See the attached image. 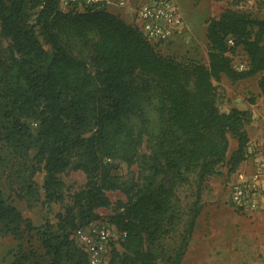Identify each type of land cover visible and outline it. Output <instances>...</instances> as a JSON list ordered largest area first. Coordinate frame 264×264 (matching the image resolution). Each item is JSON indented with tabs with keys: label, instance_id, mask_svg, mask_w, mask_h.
I'll return each mask as SVG.
<instances>
[{
	"label": "trees",
	"instance_id": "trees-1",
	"mask_svg": "<svg viewBox=\"0 0 264 264\" xmlns=\"http://www.w3.org/2000/svg\"><path fill=\"white\" fill-rule=\"evenodd\" d=\"M207 37L209 63L182 62L98 3L80 10L63 9L61 0H0V236L36 227L2 187L1 170L21 158L26 165L11 173L20 197L39 193L34 176L41 166L49 202L64 201L61 174L68 168L88 177L56 228L41 232L44 264H92L73 233L113 204L109 190L127 200L119 199L110 217L124 233V251L114 250L105 264L118 257L119 264H158L159 247L177 232L180 242L167 260L181 264L203 209V183L220 163L233 173L248 157L250 112L220 110L215 80L264 71V15L227 7L210 18ZM239 46L250 59L245 69L230 54ZM231 138L237 147L230 153ZM145 144L141 176L113 174L108 158L131 165ZM191 174L198 191L186 209L177 188Z\"/></svg>",
	"mask_w": 264,
	"mask_h": 264
},
{
	"label": "rangeland",
	"instance_id": "rangeland-1",
	"mask_svg": "<svg viewBox=\"0 0 264 264\" xmlns=\"http://www.w3.org/2000/svg\"><path fill=\"white\" fill-rule=\"evenodd\" d=\"M147 0H101L99 6L109 8L112 3L131 6L133 15L130 22L136 24V10L140 3ZM179 8L184 28L174 38L159 45L160 50L175 56L182 62L209 63L207 29L209 20L218 16L227 7L251 12L255 16L264 15V0H174ZM122 2H125L122 4ZM70 8L80 9L74 4ZM121 13H119L120 15ZM233 64L241 69L250 66V59L244 48L239 46L230 52ZM217 85V104L222 111H229L236 104L250 112V120L245 128L250 137L249 145L264 142V71L239 81H232L223 76L215 80ZM4 141H0V147ZM237 147V140L231 138L230 153ZM148 152L146 144L141 146L135 155V162L128 164L120 159L108 158L113 174L119 179L139 177L146 171L144 154ZM34 152L28 157L32 163ZM25 160L19 158L14 166L8 164L1 170L2 187L5 195L13 201L23 214L31 218L35 229H26L22 236L7 234L0 236V264H44L48 260L46 249L42 245L41 232L47 228H56L59 214L65 212L72 203L73 194L87 183V174L81 169L68 168L61 174L65 185L62 192L64 201L49 202L45 197V175L43 166L34 176L39 193L33 196L20 197L11 181L17 178L15 170L20 169ZM25 167V166H24ZM254 160L248 156L237 171L231 173L227 162L220 163L215 174L210 175L203 183L201 194L203 209L198 217L196 227L181 264H264V209L257 212H244L236 208L230 200L231 184L238 179V173L251 174L255 170ZM12 175V177L10 176ZM14 178V179H13ZM15 186L17 185L14 183ZM182 205L188 209L196 199L198 180L191 174L190 180L177 188ZM113 200L109 207L98 211L101 223H106L111 230V244L106 257L108 263L114 250L121 256L124 249L121 245L123 231L112 223L110 217L119 210L118 200H127L120 190H109ZM180 242V232L166 238L160 246L158 264H168V257L175 245ZM36 250L35 254H30ZM29 254V258L23 255ZM116 262L121 263L119 257Z\"/></svg>",
	"mask_w": 264,
	"mask_h": 264
},
{
	"label": "built area",
	"instance_id": "built-area-1",
	"mask_svg": "<svg viewBox=\"0 0 264 264\" xmlns=\"http://www.w3.org/2000/svg\"><path fill=\"white\" fill-rule=\"evenodd\" d=\"M100 1L61 0V7L68 9L77 4L81 9H85ZM135 21L146 38L155 44L174 38L184 28L174 0H147L140 3ZM229 42L233 44V38ZM248 156L254 160L255 170L251 174L238 173V179L231 184L230 200L236 208L244 212H257L264 209V142L249 145ZM73 237L89 253L92 264L106 263L111 244V230L108 224L95 220L77 228Z\"/></svg>",
	"mask_w": 264,
	"mask_h": 264
},
{
	"label": "crops",
	"instance_id": "crops-1",
	"mask_svg": "<svg viewBox=\"0 0 264 264\" xmlns=\"http://www.w3.org/2000/svg\"><path fill=\"white\" fill-rule=\"evenodd\" d=\"M131 6L132 5H129V6H121L119 3H112L111 5H109V9L110 11H112L113 13H116L124 18L127 22L131 23L130 22V19H131V16L133 15V10L131 9ZM227 77V76H226ZM236 107L240 108V109H245V108H242L241 106L237 105L236 104Z\"/></svg>",
	"mask_w": 264,
	"mask_h": 264
}]
</instances>
